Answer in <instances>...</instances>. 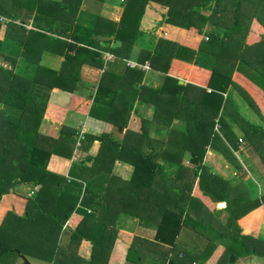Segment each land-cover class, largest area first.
Returning a JSON list of instances; mask_svg holds the SVG:
<instances>
[{
	"label": "trees",
	"instance_id": "16d2710c",
	"mask_svg": "<svg viewBox=\"0 0 264 264\" xmlns=\"http://www.w3.org/2000/svg\"><path fill=\"white\" fill-rule=\"evenodd\" d=\"M28 1L31 10L44 9L50 16L45 21L36 18L31 29L7 21L9 4L0 0V29L5 31L0 57L8 63L0 65V199L16 186L37 190L25 197L22 215L8 212L6 219L11 218L13 226L3 230L14 238L22 220L26 225L42 222V233H35L43 251L37 259L50 264H106L123 214L156 225L153 243L133 236L126 264H144L149 254L154 262L156 253L157 264H203L217 245L227 256L224 264L251 255L264 257V240L240 234L237 225L245 213L264 204V194L252 195L251 181L245 185L236 176L225 178L204 161L212 150L244 172L249 152L264 166V128L246 120L232 96L236 92L264 121V0H125L119 20L79 13L80 0ZM150 1L166 8L165 23L182 28L179 41L139 29ZM12 31L17 35L11 41ZM174 58L192 64V81L180 84L167 74ZM128 60L135 66H128ZM145 63L165 73L160 85L142 84L144 69L139 65ZM84 66L100 70L93 85L82 81ZM53 88L80 96L78 92L88 88L89 114L106 123L101 136L80 137L66 125L55 138L41 133V120L55 119L49 103ZM131 113L139 118L137 131L126 128ZM231 124L243 135L245 148L233 143L237 136ZM114 127L123 129L120 139L111 132ZM220 130L223 133H217ZM95 138L101 142L102 157L87 156L69 170L73 174L76 167L75 174L87 183L80 197V184H68L48 162L53 154L71 158L76 148L86 151ZM238 151L244 160L237 158ZM114 159L133 165L129 180L105 178L95 187L88 176L107 175ZM195 185L200 195L196 198L191 196ZM109 188L119 197L113 213L107 206ZM96 199L101 205L87 212ZM219 201L226 206L215 210ZM248 220L242 221L247 229ZM33 233L25 234L26 246ZM180 234L193 236L192 244L183 249ZM82 241L88 243L86 260L78 257ZM160 244L162 249H156ZM0 249L2 260L10 252L25 255L13 242L0 240Z\"/></svg>",
	"mask_w": 264,
	"mask_h": 264
},
{
	"label": "crops",
	"instance_id": "0c3cea01",
	"mask_svg": "<svg viewBox=\"0 0 264 264\" xmlns=\"http://www.w3.org/2000/svg\"><path fill=\"white\" fill-rule=\"evenodd\" d=\"M48 1L61 2V0H48ZM66 1H68L69 3H72V2H75L76 0H66ZM121 1L122 0H108L105 2L103 1L99 2V0H80L79 13L81 12V10H84L90 14H100L109 19L111 18V19L119 20L124 10L123 5L121 4L125 2V1L124 2H121ZM5 2L9 4L8 6L10 5L12 6L9 12L11 15V19L6 18V20L10 21V23L12 24H21V22H23L22 25H24L27 29H31V28H34L33 26H34V22L36 21V18L37 20L38 18L39 19L42 18L45 21L46 18L50 17L49 12H46L44 9L41 12H38L35 9L31 10L28 7V4H30L28 0H23L22 2H20V0H5ZM165 12H166V8L163 5L150 1L144 9V13L140 20L139 29L145 32L151 33L157 37H163L165 39L179 41L181 38V34H182V28L176 25L165 23V22L162 23L161 20L163 19ZM1 19L3 20L5 19V17H1ZM25 21H26V24H25ZM13 32L14 31H12L11 33V41H12V36L17 35V31L15 33ZM4 36H5V31H3V29L2 30L0 29V40H2ZM11 44L12 43H10V45ZM6 46L7 48L9 47L8 45ZM132 61L133 60H128L127 64L128 62L129 64L134 63V61L133 62ZM191 73H192L191 63L174 58L170 62V66H169L167 74L174 76L178 79H181L183 83H186L187 81H192L190 78ZM99 74H100V70H95V69L84 66L82 68V81L84 82V84L93 85V83H96ZM164 78H165V73L155 71L150 68H146L144 69V76H143L142 84L150 86V87H156L164 81ZM207 91H210V90L207 89ZM54 92H57V93L54 94ZM78 93H81L82 95L80 96L78 94H73L69 91H66L60 88H53L51 90L50 96H49V103L53 106L51 108V111H52V114L55 116V119L54 118H43L39 126V130L41 133L55 138L59 135L61 126L66 125V126L75 128L78 131L80 137H83L87 134H90L96 137L101 136V134L105 131L106 123L103 120L98 119L89 114L91 101L86 98L89 96V89L88 88L82 89ZM235 93L236 92H232L233 98H234ZM54 96L56 100L52 98ZM62 111H65V112H62ZM250 122L259 124L262 128H264V121H262L254 112H253V118L250 119ZM126 128H129L135 131L139 130L140 125H139V118L137 115H135L134 113L130 114ZM231 128L235 132V128L234 127H231ZM122 131L118 132L115 127L111 129V132L114 133V135L117 136L118 139L122 137ZM232 141L235 145L239 146L240 148V145L238 143V138H237V141H235L234 138ZM79 143L80 141L77 142L76 145H79ZM100 146H101L100 140L95 138L92 141V143L88 145V148L86 151L80 148H76L73 151L71 158H66V157L53 154L51 155L49 159L48 168L60 175H63L66 181L69 182L68 184L71 183V180H75L78 184H80V190L81 188L82 190L80 191L79 195L81 197L83 196L84 187L87 183L82 177H79L78 175L75 174L76 167H74L73 169V174L69 173L70 167L72 166V164L75 166H80L81 163L84 162L87 156H91V157L101 156L102 157V151H101ZM242 148H244V146ZM208 151L214 152L212 150H207V152ZM248 153H247V156L249 157V160L251 161L249 164L248 163L246 165L242 164L244 168V172L234 170L231 166H229L222 159L226 163L224 164V166L228 168L227 174L224 175L218 170H215L217 166L214 167V165L211 164V162L206 161L205 158H204V161L210 164L211 166L213 165L212 166L213 171L217 172L218 174L222 175L225 178H232L236 176V178H238V180H242L245 183V185H249L248 183L251 181L253 185L251 184L252 187L250 188V192L254 196H259V195L261 196V194L262 195L264 194V166L262 165L260 159L254 158L255 156L253 154L250 156L251 153L249 154ZM215 154L218 155L217 153ZM237 158L239 159V157ZM239 160L241 161V159ZM94 161L92 160L93 165H94ZM132 171H133V165L131 163L127 162L124 159L122 160L114 159L110 166V169L108 170V173H106L107 175H100L98 177H94L98 174L97 172H94V174L91 175V178L93 181L94 180L96 181L94 186L98 187L99 186L98 184L101 183V181H103V179L105 178H106L105 180L107 181L110 178L116 179V180H119V179L129 180L132 174ZM100 178H102V180H100ZM116 180H112V181L116 183ZM18 193H15V194H18ZM27 194H28V190L25 193V197L27 198L31 197V196H27ZM8 195L4 196L5 198L3 197L5 200H3L4 204L0 206V214L2 213L1 209H4L3 211L5 210L7 211L8 209L12 208L11 204L13 200L6 199ZM33 195L34 194H32V196ZM191 196L194 198L198 196L200 197L199 189L197 185L194 186ZM106 198L108 199L107 201V206L109 208L108 212L110 213L115 212V209H114L115 204L117 203V200L119 198L118 193L114 192L112 188L111 189L109 188ZM21 200H23V198H21ZM94 202L95 203L93 206L86 207L87 212H90L91 210H92L91 212H93V208L96 207L98 204L101 205L102 203L101 200L100 202H98L97 199ZM217 203L218 202H216L215 204ZM24 204H25V200L21 202V204L17 205L14 208V211L17 214L22 213L24 210ZM215 204H214V208H215ZM225 206H226V203L220 209H223ZM97 209H98V212H100V208H97ZM215 210H219V209L215 208ZM247 216H249V220H248L249 229H247L242 222L243 219ZM118 218L119 219L117 221V232L119 234H121V232H126V233L130 232V231H126V229L131 226L129 224H126V219L128 218L133 221L138 220V224H142V228L147 234H145L144 232L143 233L142 232L141 233L140 232L139 233L130 232L128 233L130 235L129 239L127 238V236L118 237V239L114 241L115 243H113L112 249L106 255V260H107L106 264H126L127 251H128V247L131 244L133 236H139L145 240L152 241V243L154 242L153 238H154V234L156 230L155 224H151V223L145 224V222H142L139 218L130 217L125 214L120 215ZM1 220L2 219H0V222ZM65 225L66 223L63 225V228L65 227ZM237 225L239 226L238 230L240 231V234L251 235L254 238L258 237L264 240V204L245 213L242 217H240L237 220ZM132 229L134 231V228ZM185 234H187V232H185ZM192 237L193 236H185L184 234L179 235L178 242H179V239L181 238L180 239L181 242L179 243H182L183 245H185L183 246V249L186 246L188 247L190 244H192V241H193ZM82 242L87 243L86 241H82ZM144 245H145V242H144ZM162 246L163 245L160 244L158 245V248L156 246L155 248L161 250ZM221 249L222 251L224 250L223 246L217 245L213 253L207 259V261L203 264H214L216 261L220 260V257H223L221 258V262L222 264H224V261L227 260V256L224 258V256H222L221 254L223 252H221L220 254L218 253L219 251H221ZM179 251L180 252L177 254L178 258L183 256L182 255L183 253L181 252L182 249ZM86 252H87V246H86ZM86 252L83 254L84 256H86V254L88 256V252L87 253ZM156 254H159V253H156ZM156 254H154L156 257L155 260L160 259V257ZM148 256L149 258H153V255L149 254ZM39 263L40 264L41 263L50 264L48 262L40 261V260H39ZM191 264H199V263L192 262ZM234 264H264V257L258 256V255H251L245 261L241 258H237Z\"/></svg>",
	"mask_w": 264,
	"mask_h": 264
},
{
	"label": "rangeland",
	"instance_id": "374dc122",
	"mask_svg": "<svg viewBox=\"0 0 264 264\" xmlns=\"http://www.w3.org/2000/svg\"><path fill=\"white\" fill-rule=\"evenodd\" d=\"M23 0H20V2H22ZM125 0H122L121 2H124ZM61 2H62V0H61ZM99 2H102V1H99ZM94 6V5H93ZM11 5L7 8V13L11 10ZM96 7V6H95ZM10 9V10H9ZM165 14V13H164ZM161 22L163 23L164 22V16H163V19L161 20ZM25 24H26V21H25ZM106 57L107 58H111V55H109V54H107L106 55ZM56 63V62H55ZM3 65V66H7V62L3 59V58H0V65ZM135 64L136 63H131V64H129V62H128V66H130V67H133V66H135ZM192 65V64H191ZM141 68H143V69H146V68H149L148 67V65L147 66H145V65H143V64H140L139 65ZM143 80V79H142ZM236 94V93H235ZM234 94V98H235V100H236V103H237V108H238V110H239V112H240V114L246 119V120H249L250 121V119H252L253 118V111L251 110V109H249L248 108V106L243 102V100L239 97V96H237V94L235 95ZM263 103H264V100H263ZM65 112V111H64ZM232 126L231 127H234L235 128V133H236V136H237V138H238V143H239V145H240V148H242L243 146H244V148H245V145H246V141H245V139H244V137H243V135L241 134V132L235 127V125H233V124H231ZM135 126V125H134ZM222 132V130H220L219 132H217V133H221ZM223 133V132H222ZM224 135H225V133H224ZM239 139H241V141H239ZM245 150V149H244ZM237 154H238V157L239 158H242V160H244L243 159V157H244V154L242 153H240L239 151L237 152ZM63 157V156H62ZM67 158V157H66ZM185 159H187V156L185 157ZM205 160L206 161H209V162H211V164H213L214 165V167H216V169L215 170H218L219 172H221V173H223L224 175H226L227 174V172H228V168H226L225 166H224V164H226L223 160H222V158L221 157H219L218 155H216L214 152H211V151H208V152H206V154H205ZM212 165V166H213ZM88 166L89 167H91V163L90 162H88ZM92 166H94L93 164H92ZM89 177V179H91L92 180V178L90 177V176H88ZM72 181V180H71ZM93 181V180H92ZM78 188H77V186H76V190H77ZM195 189H197V188H195ZM28 190V194H27V196H32V194L35 192V190H37V187H32V186H26V185H23V186H16V187H14L11 191L13 192L12 194H14V195H12V194H10V195H8L7 196V198L6 199H9V200H13L12 201V208L11 209H8L7 211L5 210V211H3L4 209H1L2 211V213L0 214V219H2V221H4V223L1 225V227H0V240H3L4 242H6V243H14V244H18V248L25 254V255H23V254H19V257H16L15 255H13V253H8L7 255H4V256H6V258L4 259V260H2V258H0V264H26V261H28V264H40L39 263V260L37 259V258H40V254H42V250L40 249L41 247V243H40V241H39V239L38 238H36V235H35V233L36 232H38L39 233V235L42 233V231H43V228H44V225L42 224V222H32V223H30L29 225H26V223L25 222H27V221H25V220H22L21 222H23V224L21 225V226H19V228H18V231H17V236L16 237H12L13 236V234H7L4 230H3V228L4 227H9V226H13L12 225V223H13V220H11V218H8V219H6L7 218V216H9L10 215V213H8V212H10V211H13V212H15L14 211V208L17 206V205H19V204H21V202H23L24 200H25V193H26V191ZM81 190H82V188H81ZM80 190V191H81ZM30 191H33V193L31 194V195H29L30 194ZM80 191H79V193H80ZM19 192V193H18ZM15 193H18V194H15ZM5 198V197H4ZM3 197L0 199V206L1 205H3L4 204V201L3 200H5ZM21 198H23V200H21ZM2 201V202H1ZM17 203V204H16ZM14 206V207H13ZM215 208H217V209H220L221 207H218V205L217 204H215ZM9 214V215H8ZM13 214V213H12ZM15 214H17L16 212H15ZM19 214H23V212L22 213H19ZM10 222V223H9ZM126 224H129V225H131L130 227H126L125 229H126V231H130V232H132V233H145V234H147L145 231H144V229L142 228V224H138V220L137 221H133V220H130L129 218L128 219H126ZM132 228H134V231H133V229ZM23 231H25V233H23ZM28 232H34L33 234H32V236H34V238H31V239H28V243H27V246H26V240H27V238H26V236H25V234L26 233H28ZM120 232V231H119ZM130 232H121V234H119L118 232H117V235H116V239L115 240H117L118 239V237H120V236H122V237H125V236H127V238L129 239L130 237V235L128 234V233H130ZM53 234H54V232H53ZM119 235V236H118ZM53 236V235H52ZM121 237V238H122ZM38 241V244H35L36 242ZM82 244L79 246V248H78V257H81L82 259H87L88 258V256H87V254H86V256H84L83 254L86 252V246H87V243H83V242H81ZM115 243V242H114ZM30 245V246H29ZM29 246V247H28ZM10 247V249H11V246H9ZM28 247V248H27ZM1 249H0V256L2 255V253H1ZM10 251V250H9ZM221 252H223L222 251V249H221V251H219L218 253L220 254ZM87 253V252H86ZM81 254V255H80ZM222 254V253H221ZM20 255L21 256H23V257H20ZM43 259V258H42ZM26 260V261H25ZM220 260H218V261H216L214 264H218V262H219ZM159 261L158 260H156V261H152L150 258H149V256H145L144 258H143V263L144 264H157ZM41 264H47V263H41ZM128 264H132L131 262L130 263H128Z\"/></svg>",
	"mask_w": 264,
	"mask_h": 264
},
{
	"label": "water",
	"instance_id": "95a60500",
	"mask_svg": "<svg viewBox=\"0 0 264 264\" xmlns=\"http://www.w3.org/2000/svg\"><path fill=\"white\" fill-rule=\"evenodd\" d=\"M100 39H102V40H104V39H108L109 37H107V36H98ZM180 84H182L183 83V81L181 80V79H179V81H178ZM220 204H225V202H223V201H221V202H218L217 203V205H220ZM21 257H23V256H21ZM24 258V257H23ZM26 261V260H25ZM26 264H28V261H26Z\"/></svg>",
	"mask_w": 264,
	"mask_h": 264
},
{
	"label": "built area",
	"instance_id": "2783aa9c",
	"mask_svg": "<svg viewBox=\"0 0 264 264\" xmlns=\"http://www.w3.org/2000/svg\"><path fill=\"white\" fill-rule=\"evenodd\" d=\"M143 65L147 66V63H145ZM218 127H219V124L216 123L215 128L217 129ZM239 141H241V139H239ZM32 193H33V191H30V194L29 195H31Z\"/></svg>",
	"mask_w": 264,
	"mask_h": 264
}]
</instances>
